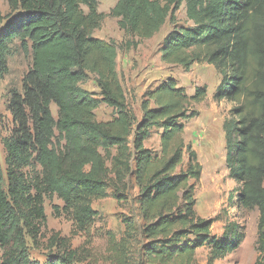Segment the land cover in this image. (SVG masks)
<instances>
[{
    "label": "trees",
    "instance_id": "16d2710c",
    "mask_svg": "<svg viewBox=\"0 0 264 264\" xmlns=\"http://www.w3.org/2000/svg\"><path fill=\"white\" fill-rule=\"evenodd\" d=\"M5 2L0 78L17 51L29 54L31 64L22 91L12 90L6 105L13 128L1 141L0 264H81L77 251L56 238L43 263L30 259L26 238L36 242L45 225L44 198L56 196L85 231L96 217L91 203L110 187L122 197L128 178L138 190L147 263L194 264L196 251L208 246L211 264L239 247L244 233L238 222H226L220 237L211 236L212 221L194 210L189 182L199 180L201 168L182 135L207 88L188 96L166 78L144 93L137 121L118 80V46L93 36L110 17L129 38L150 39L167 20L173 24L183 3L192 27H174L164 37L160 60L185 72L205 63L219 74L212 99L232 106L223 123L224 163L236 184L230 201L238 218L257 211L254 264H264V0H118L106 16L99 0ZM131 41L127 47H135ZM90 76L98 94L80 86ZM102 104L112 109L108 122L95 120ZM154 131L159 153L144 147ZM184 152L187 168L177 172Z\"/></svg>",
    "mask_w": 264,
    "mask_h": 264
},
{
    "label": "rangeland",
    "instance_id": "374dc122",
    "mask_svg": "<svg viewBox=\"0 0 264 264\" xmlns=\"http://www.w3.org/2000/svg\"><path fill=\"white\" fill-rule=\"evenodd\" d=\"M117 1L99 0L98 11L106 16ZM0 13L2 16L8 13L5 0H0ZM174 27H192V23L186 17L184 3L176 11L173 24L167 20L159 32L150 39L129 38L119 30L116 20L110 17L104 18L100 28L93 32V36L103 41H111L118 46L116 58L118 80L127 107L137 121L141 118L140 103L144 93L166 78L174 79L177 86L183 88L188 96L193 95L196 87L207 88L205 100L192 105L191 109L197 111L198 115L184 123L182 135L185 146H190L201 168L199 180L189 182V185L193 186L194 210L198 217L212 221L211 236L220 237L226 222H238L243 227L244 239L239 247L211 264H254L258 256L256 243L258 213L254 210L244 219L237 217L236 209L232 208L230 201L231 196H234L236 184L228 177L224 163L226 149L223 123L229 118L232 106L224 101L216 102L212 99L220 76L211 65L193 64L189 71L185 72L179 66L161 62L159 48L164 37ZM130 40L136 44L135 47L126 46V42ZM30 64V55L17 51L8 60L7 74L0 78V166L3 170L5 151L1 141L10 135L13 128L11 116L6 109L7 99L12 90L22 91V78ZM80 86L92 94L99 92L93 76ZM50 110L52 116L56 117V107L51 105ZM94 117L97 122H108L113 118L112 109L102 104L94 111ZM144 147L159 153L157 131L151 133ZM188 162V155L184 152L182 164L177 172L184 171ZM125 182L127 185L121 192L122 197L117 198L115 195L117 193L110 187L104 199L91 203L96 217L85 231L75 227L70 215L62 210L63 204L56 196L45 197L43 201L45 225L41 227L36 242L26 238L30 259L43 263L48 252V244L56 238V241L60 240L71 250L77 251L81 264H149L144 251V245L148 240L142 232L138 190L133 178H128ZM125 222L127 225L130 224V229ZM208 254V246L198 249L194 264H209Z\"/></svg>",
    "mask_w": 264,
    "mask_h": 264
},
{
    "label": "crops",
    "instance_id": "0c3cea01",
    "mask_svg": "<svg viewBox=\"0 0 264 264\" xmlns=\"http://www.w3.org/2000/svg\"><path fill=\"white\" fill-rule=\"evenodd\" d=\"M218 85V84H217ZM215 89V88H214Z\"/></svg>",
    "mask_w": 264,
    "mask_h": 264
}]
</instances>
